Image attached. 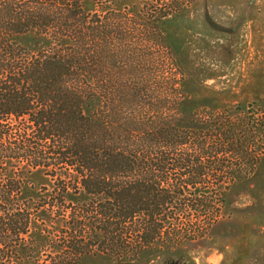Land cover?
Segmentation results:
<instances>
[{
	"label": "trees",
	"instance_id": "obj_1",
	"mask_svg": "<svg viewBox=\"0 0 264 264\" xmlns=\"http://www.w3.org/2000/svg\"><path fill=\"white\" fill-rule=\"evenodd\" d=\"M94 1L0 0V264L174 251L209 207L208 177L211 233L261 166L245 117L193 96L165 26L184 9L149 19Z\"/></svg>",
	"mask_w": 264,
	"mask_h": 264
},
{
	"label": "rangeland",
	"instance_id": "obj_2",
	"mask_svg": "<svg viewBox=\"0 0 264 264\" xmlns=\"http://www.w3.org/2000/svg\"><path fill=\"white\" fill-rule=\"evenodd\" d=\"M93 5L101 14L131 11L138 17L141 12L149 19L156 13L184 9L183 15L167 19L165 26L190 77L193 96L197 101L214 104L224 114L243 115L245 122L237 127L251 141V156L259 161L264 155V0H96ZM155 45L153 72L161 75L165 66ZM225 117L226 122L233 119ZM262 159L256 173L233 188L232 213L221 219L211 233L207 223L217 211L213 185L219 180L212 175L207 178L211 187L206 189L209 207L196 216L185 217L195 220L200 216L199 228L181 236L193 240L183 241L174 251L151 253L136 261L91 256L79 264H264ZM29 178L38 188H52L51 178L42 172L34 171Z\"/></svg>",
	"mask_w": 264,
	"mask_h": 264
}]
</instances>
